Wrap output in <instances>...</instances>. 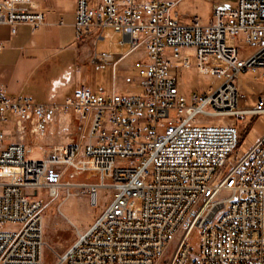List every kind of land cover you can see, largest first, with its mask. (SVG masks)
Returning <instances> with one entry per match:
<instances>
[{
  "label": "built area",
  "instance_id": "1",
  "mask_svg": "<svg viewBox=\"0 0 264 264\" xmlns=\"http://www.w3.org/2000/svg\"><path fill=\"white\" fill-rule=\"evenodd\" d=\"M176 0H76L78 39L92 27L121 34L119 45L143 46L148 63L138 68L139 90H93L80 84L62 104L13 97L0 84V122L29 123L59 137L77 122L83 141L50 143L33 151L10 142L0 129V264H43V198L65 185L83 188L90 206L97 188L111 189L109 203L54 264H264V134L243 154L231 120L264 113L237 105L236 78L264 69V0H236L197 12L187 22L171 10ZM43 0H0V24L33 29L45 24ZM240 46L252 52L241 56ZM199 75L222 81L204 92L181 93L168 70L172 57ZM95 62L109 63L103 53ZM200 116L219 119L206 121ZM228 118L225 122L220 120ZM43 148V149H42ZM84 182L62 183L66 171ZM69 195V193H68ZM67 195V196H68ZM197 232L198 246L189 241Z\"/></svg>",
  "mask_w": 264,
  "mask_h": 264
},
{
  "label": "crops",
  "instance_id": "2",
  "mask_svg": "<svg viewBox=\"0 0 264 264\" xmlns=\"http://www.w3.org/2000/svg\"><path fill=\"white\" fill-rule=\"evenodd\" d=\"M43 1L50 7L45 24L33 29L29 24L20 23L16 25L14 33H11L9 25L0 24V84L10 96L28 95L36 101H46L49 105L62 104L80 84H85L93 90L104 89H96L94 81L88 82L86 66L88 63H101L93 60L99 56L93 51V45L108 35L107 30L112 29L92 27L86 37L78 39L75 27L76 0ZM98 1L100 0H90V3L95 5ZM199 1L202 0H176L171 14L180 22H187L194 12L202 17ZM120 38L116 40L117 48L126 47L129 51L134 50L128 44L119 45ZM135 49H141L146 55L143 46ZM108 54L112 55V60L104 64L117 68L121 75V84L117 85L115 82L112 89L106 91L116 93L138 91L137 82V88L117 91L118 88H125L123 81L128 63L127 53ZM142 65L145 64L139 66ZM260 72L264 75L263 70ZM258 99H264V96H259L251 105L238 101L237 105L240 108H252ZM231 122L236 124L240 131L238 148L241 151L245 152L264 134V113L237 117ZM8 136L10 142L22 141L27 147L33 148V151L36 145L50 146V143L61 140L49 134L47 128L30 131L28 122L24 131L17 132L15 136Z\"/></svg>",
  "mask_w": 264,
  "mask_h": 264
},
{
  "label": "rangeland",
  "instance_id": "3",
  "mask_svg": "<svg viewBox=\"0 0 264 264\" xmlns=\"http://www.w3.org/2000/svg\"><path fill=\"white\" fill-rule=\"evenodd\" d=\"M235 3L236 0H202L199 1L200 13L204 20H208L213 9L233 7ZM107 31L108 35L101 40H97V44L93 45V51L97 55H101L104 52L127 53L128 63L124 70L125 79L123 81L125 88H118L117 91H129L133 87L137 88L136 82L138 80L137 72L139 65L147 64L149 61L148 57L141 49L129 51L126 47L117 48L116 40L118 37H121V34L110 30ZM251 52V48L240 46L239 54L241 56ZM182 53L189 56L191 67L181 68V59L172 57L168 68L169 72L176 76L181 93L187 96L193 91L204 92L208 87L216 88L221 83L222 80L215 75H199L196 73L194 69L195 51L192 48H185L182 50ZM86 70L89 75L88 82L92 83L94 81L96 89L104 88L105 90H111L113 83L116 82L117 85L121 84V75H119L115 66L104 63H88ZM76 71L77 69H75V73ZM236 83L239 96L238 103L243 102L246 105H251L252 101H255L259 96H264V75L262 73H260V76H257L256 73L249 70L243 71L237 76ZM199 118L206 121L219 122L217 121L219 119L212 117L200 116ZM220 120L229 121L228 118ZM77 127V122L71 117V128L63 129L59 133V138L62 141H83L85 139L86 127L81 137L78 135ZM0 129L5 138L8 135L15 136L19 132L16 124L12 125L3 121L0 122ZM39 146L47 150L49 149V146L40 144L36 145L34 150L40 151ZM237 152L239 154L244 153L239 148ZM61 180L63 184L68 181L78 183L84 182L85 178L80 175L71 177L67 170ZM38 194L44 201L43 215L46 245L43 250V264H54L57 256L63 253L76 239V229H86L101 214L109 203L111 189L108 187L97 188L96 206L89 205L88 195L83 188L70 187L68 189L67 186L63 185L53 196H49L47 191H39ZM189 241L196 249L198 246L196 231L191 233ZM168 257L169 254H166L164 260L168 259ZM164 260L157 264H165Z\"/></svg>",
  "mask_w": 264,
  "mask_h": 264
}]
</instances>
